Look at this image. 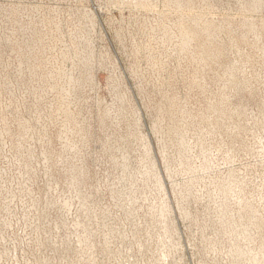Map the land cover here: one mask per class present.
<instances>
[{
  "label": "rangeland",
  "instance_id": "rangeland-1",
  "mask_svg": "<svg viewBox=\"0 0 264 264\" xmlns=\"http://www.w3.org/2000/svg\"><path fill=\"white\" fill-rule=\"evenodd\" d=\"M256 1L0 0V264L260 260Z\"/></svg>",
  "mask_w": 264,
  "mask_h": 264
},
{
  "label": "bare ground",
  "instance_id": "bare-ground-1",
  "mask_svg": "<svg viewBox=\"0 0 264 264\" xmlns=\"http://www.w3.org/2000/svg\"><path fill=\"white\" fill-rule=\"evenodd\" d=\"M175 1H176V0H175ZM177 1H178V0H177ZM184 1H185V0H184ZM256 2H258V0H257ZM259 2H260V1H259ZM259 2H258V4H260ZM168 3H169V2H168ZM182 3H183V2H182ZM253 3H254V2H253ZM177 4H178V2H177ZM181 5H182V4H181ZM196 23H197V22H196ZM194 24H195V23H194ZM180 25H181V24H180ZM197 25H198V24H197ZM195 26H196V25H195ZM209 26H210V25L208 24V27H209ZM188 29H189V28H188ZM206 30H207V29H206ZM208 30H209V29H208ZM204 31H205V30L203 29L202 32L204 33ZM205 32H207V31H205ZM206 35H207V34H206ZM200 46H201V45H200ZM201 61H203V60H201ZM231 70H232V69H231ZM229 71H230V70H229ZM230 72H232V71H230ZM220 105H221V104H220ZM213 108H214V107H213ZM215 108H216V107H215ZM216 109H219V108L217 107ZM216 111H219V110H216ZM221 111H222V110H221ZM236 111H237V110H236ZM237 112H238V111H237ZM220 113H221V112H220ZM238 113H239V112H238ZM223 114H224V113H223ZM240 114H241V113H240ZM218 119H219V118H218ZM206 120H207V119H206ZM221 121H222V120H221ZM218 123H219V122H218ZM218 123L216 122L215 124H218ZM211 127H212V126H211ZM236 128H237V127H236ZM237 132H238V131H237ZM232 173H233V172H232ZM233 174H234V173H233ZM232 177H233V176H232ZM232 177H231V178H232ZM229 178H230V176H229ZM228 181H229V180H228ZM234 182H235V181H234ZM227 183L229 184V182H227ZM227 183H226V184H227ZM232 183H233V181H232ZM236 184H237V183H236ZM230 185H231V184H230ZM239 185H240V184H239ZM228 186H229V185H228ZM228 186H227V187H228ZM233 186H234V185H233ZM227 187H224V188H227ZM234 187H235V189L237 188L236 186H234ZM227 189H229V191H230V189H233V187H232V188H227ZM222 190H223V189H222ZM225 190H226V189H225ZM233 190H234V189H233ZM238 190H239V188H238ZM238 190H237V191H238ZM230 192H231V191H230ZM238 192H240V190H239ZM222 193H223V191H222ZM227 193H228V191H227ZM227 193H226V194H227ZM234 193H235V192H234ZM229 194H230V193H229ZM235 194H236V193H235ZM220 195H221V194H220ZM223 195H224V194H223ZM223 195H221V197H222ZM239 195H240V194H239ZM224 196H225V195H224ZM229 196H230V195H229ZM223 198H224V197H222V200H224ZM231 198H232V197H231ZM218 200H220V199H218ZM222 200H221V201H222ZM221 201H220L219 205L222 204L223 202L225 203V200H224L222 203H221ZM226 201H228V200H226ZM224 203H223V204H224ZM226 203H228V202H226ZM217 204H218V203H217ZM218 207H220V206H218ZM218 207H217V208H218ZM222 208H224V207H222ZM226 209H227V208H226ZM222 211L225 212L223 209H222ZM226 212H227V211H226ZM226 212H225V213H226ZM231 212H232V211H231ZM233 212H234V211H233ZM225 213L223 214L224 216H225ZM239 213H240V212H239ZM220 215H222V213H221ZM223 215H222V216H223ZM228 215H229V214H227L226 216H228ZM229 216H230V215H229ZM231 216H232V215H231ZM231 216H230V217H231ZM221 218H222V217H221ZM223 218H224V217H223ZM225 218H226V220H225V219H222V220H224V222H226L227 219H229L228 217H225ZM239 218H240V217H239ZM240 219H242V218H240ZM230 220H231V219H230ZM228 221H229V220H228ZM229 222H230V221H229ZM231 222H232V220H231ZM220 223H221V221H220ZM226 223H227V222H226ZM222 224H223V223H222ZM222 224H220V225L222 226ZM228 224H229V223H228ZM228 224H227V225H228ZM229 225H230V224H229ZM222 227H223V226H222ZM231 227H232V226H231ZM231 227H230V228H231ZM223 228H224V227H223ZM228 228H229V226H228ZM231 229H232V228H231ZM233 229H235V228H233ZM239 229H240V228H239ZM246 229H247V228H246ZM228 230H230V229H228ZM245 231H246V230H245ZM223 232H224V229H223ZM234 232H235V230H234ZM235 233H236V232H235ZM245 233H246V232H245ZM218 234H219V233H218ZM225 234H226V233H225ZM233 235H234V234H233ZM240 235H241V234H238V233H237V235H235V236L240 237ZM254 235H255V234H254ZM230 236H231V235H230ZM245 236H246V235H245ZM216 237H217V235H216ZM233 237H234V236H233ZM233 237H232V239H233ZM252 238H253V237H252ZM214 239H215V238H214ZM228 239H229V238H228ZM253 239H254V238H253ZM214 241H215V240H214ZM237 241H238V240H237ZM237 241L234 239V242H237ZM211 242H212V241H211ZM216 242H217V241H216ZM234 242H233V243H234ZM261 242H262V241H261ZM207 244H208V243H207ZM231 244H232V243H231ZM261 244H262V243H261ZM261 244H260V245H261ZM262 245L264 246V244H262ZM219 246H220V245H219ZM235 246H236V245H235ZM241 246H242V244H241ZM208 247H209V246H208ZM236 247H238V246H236ZM249 247H250V245H249ZM256 247H257V246H256ZM238 248H239V247H238ZM251 248H253V247H251ZM259 248H260V247H259ZM259 248H258V249H259ZM225 249H226V248H225ZM248 249H249V248H248ZM258 249H257V250H258ZM235 250H237V249H235ZM249 250H250V249H249ZM257 250H255V253H256ZM228 251H229V250H228ZM241 251H242V250H241ZM258 251H259V250H258ZM226 252H227V251H226ZM245 252H246V251H245ZM248 252H249V251H248ZM251 252H252V250H251ZM227 253H228V252H227ZM230 253L232 254L233 252H230ZM243 254H244V252H243ZM243 254L240 253L239 251H236L234 254H232V255L230 256V260H229L230 262H229V264H257V263H258V264H264V252H262V254H260V255H262V256H261V258L259 257L260 260H258V262L255 261V260H257V259H255V257H253L254 255H251V254L249 253L248 256L253 257V259H252V260L250 259L251 262H250V261H247V260H246V261H247V262H250V263L244 262V261H245V260H244L245 258L242 257ZM245 254H246V253H245ZM258 256H259V255H258ZM224 260H225V259H224ZM227 260H228V259H227ZM242 260H243V261H242ZM223 262H224V261H223ZM242 262H243V263H242ZM226 263H227V262H226ZM223 264H225V263H223Z\"/></svg>",
  "mask_w": 264,
  "mask_h": 264
}]
</instances>
